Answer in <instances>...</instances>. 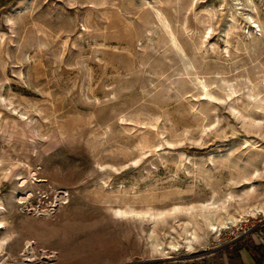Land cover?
Instances as JSON below:
<instances>
[{
	"label": "rangeland",
	"instance_id": "1",
	"mask_svg": "<svg viewBox=\"0 0 264 264\" xmlns=\"http://www.w3.org/2000/svg\"><path fill=\"white\" fill-rule=\"evenodd\" d=\"M259 205L264 0H0L9 264H242Z\"/></svg>",
	"mask_w": 264,
	"mask_h": 264
},
{
	"label": "bare ground",
	"instance_id": "2",
	"mask_svg": "<svg viewBox=\"0 0 264 264\" xmlns=\"http://www.w3.org/2000/svg\"><path fill=\"white\" fill-rule=\"evenodd\" d=\"M256 211L264 212V205H262V206L259 205V206H256L255 208H251L249 210L250 213H253V212H256ZM49 213H51V212L49 211L48 214ZM238 220L239 219L237 217H235V216H233L231 218L229 216V218H224V220H222L221 222L219 221V223L211 222L210 223V227H211V230H218L220 227H221V229L224 228V227L226 228V227H228V224L234 223V222H236ZM2 227L3 226L1 224L0 225V229H2ZM191 235H192V233H191ZM8 241H9V236L3 237L0 240V264H9L8 263L9 256H8L7 251L5 249V245L8 243ZM190 242H191V240H190ZM171 246H172L173 249H178L179 248L178 247L179 246V243H173ZM188 246H189V242H188ZM47 253H48L47 250L42 249V254L43 255H42V257L38 258L36 256L35 250L27 251L26 258L28 259L29 264H44V263H48V262H53L55 259L54 258L51 259V258L52 257H55V256L54 255H51V254L49 255ZM12 264H26V263H22V262H18L16 260H13Z\"/></svg>",
	"mask_w": 264,
	"mask_h": 264
},
{
	"label": "crops",
	"instance_id": "3",
	"mask_svg": "<svg viewBox=\"0 0 264 264\" xmlns=\"http://www.w3.org/2000/svg\"><path fill=\"white\" fill-rule=\"evenodd\" d=\"M257 245H262L263 249L261 251V260H260V264H264V237H259L258 238V242H256ZM255 243V244H256ZM260 256H258L257 258H259ZM248 258V259H247ZM246 260L243 262L245 264H255V259L252 256L247 257Z\"/></svg>",
	"mask_w": 264,
	"mask_h": 264
},
{
	"label": "built area",
	"instance_id": "4",
	"mask_svg": "<svg viewBox=\"0 0 264 264\" xmlns=\"http://www.w3.org/2000/svg\"><path fill=\"white\" fill-rule=\"evenodd\" d=\"M246 225H235L233 228H230V234L233 236H238V234L246 232Z\"/></svg>",
	"mask_w": 264,
	"mask_h": 264
},
{
	"label": "trees",
	"instance_id": "5",
	"mask_svg": "<svg viewBox=\"0 0 264 264\" xmlns=\"http://www.w3.org/2000/svg\"><path fill=\"white\" fill-rule=\"evenodd\" d=\"M256 250H262L263 249V246L262 245H257L256 247H254ZM260 260H261V255L259 258H256L255 259V264H260ZM242 264H245V263H242Z\"/></svg>",
	"mask_w": 264,
	"mask_h": 264
}]
</instances>
